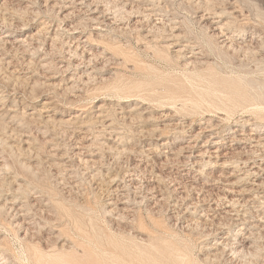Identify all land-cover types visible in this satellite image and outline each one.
Returning a JSON list of instances; mask_svg holds the SVG:
<instances>
[{
	"label": "rangeland",
	"instance_id": "rangeland-1",
	"mask_svg": "<svg viewBox=\"0 0 264 264\" xmlns=\"http://www.w3.org/2000/svg\"><path fill=\"white\" fill-rule=\"evenodd\" d=\"M131 2L0 0V263L264 264L263 146L185 157L264 133V0Z\"/></svg>",
	"mask_w": 264,
	"mask_h": 264
},
{
	"label": "bare ground",
	"instance_id": "bare-ground-1",
	"mask_svg": "<svg viewBox=\"0 0 264 264\" xmlns=\"http://www.w3.org/2000/svg\"><path fill=\"white\" fill-rule=\"evenodd\" d=\"M84 1V0H83ZM119 1V0H118ZM126 1V0H125ZM130 2H131V0H129ZM200 1V0H199ZM124 2V1H123ZM141 2V1H140ZM89 4V3H88ZM131 4L133 5L134 3H132L131 2ZM140 4V3H139ZM144 4V3H143ZM147 4V3H146ZM137 5V4H136ZM135 5V6H136ZM145 5V4H144ZM89 6V5H88ZM123 6V5H122ZM131 6V5H130ZM138 6V5H137ZM147 6V5H146ZM134 7V6H133ZM143 7V6H142ZM145 7V6H144ZM143 7V8H144ZM150 7V6H149ZM155 7V6H154ZM97 8V7H96ZM124 8V7H123ZM131 8H132V6H131ZM136 8V7H135ZM142 8V9H143ZM146 8V7H145ZM130 9V8H129ZM128 9V10H129ZM134 9V8H133ZM148 9V8H147ZM152 9V8H151ZM157 9V8H156ZM125 11H126V9H124ZM131 11V10H130ZM152 11V10H151ZM148 12V11H147ZM104 13V12H103ZM152 13H155V12H152ZM102 14V13H101ZM138 14V13H137ZM160 14V13H159ZM94 15V14H93ZM95 15H97V14H95ZM148 15V14H147ZM150 15V14H149ZM153 15V14H152ZM139 16V15H138ZM106 17H108V16H106ZM105 17V18H106ZM156 17V16H155ZM158 17V16H157ZM201 17V16H200ZM146 18V17H145ZM153 18V17H152ZM203 18V17H202ZM94 19H95V16H94ZM115 19V18H114ZM150 19V18H149ZM215 19V18H214ZM111 20V19H110ZM110 20H108V21H110ZM112 21H113V19H112ZM209 21V20H208ZM103 22V21H102ZM153 22V21H152ZM156 22H157V20H156ZM97 23V22H96ZM109 23H112V22H109ZM158 23V22H157ZM159 23H160V21H159ZM209 23V22H208ZM100 24V23H99ZM103 24V23H102ZM118 24V23H117ZM156 24V23H155ZM164 24V23H163ZM55 25V24H54ZM97 26V25H96ZM159 26V25H158ZM155 27V26H154ZM74 28V27H73ZM116 28V27H115ZM119 28V27H118ZM122 28V27H121ZM40 29V28H39ZM42 29V28H41ZM76 29H78V28H76ZM75 29V30H76ZM114 29V28H113ZM108 33V32H107ZM229 33V32H228ZM89 34V33H88ZM105 35V34H104ZM229 36H231V35H229ZM71 37V36H70ZM79 37V36H78ZM74 38V37H73ZM4 39V38H3ZM233 39V38H232ZM231 39V40H232ZM236 39V38H235ZM7 40V39H6ZM24 40V39H23ZM72 40V39H71ZM226 40V39H225ZM230 40V41H231ZM4 42V41H3ZM181 42V41H180ZM179 42V43H180ZM233 42V41H232ZM235 42V41H234ZM5 43V42H4ZM79 43V42H78ZM78 43H76V44H78ZM191 43H193V42H191ZM190 43V44H191ZM230 42H228V44H229ZM243 43V42H242ZM221 44V43H220ZM223 44V43H222ZM225 44V43H224ZM237 44V43H236ZM246 44V43H245ZM249 44V43H248ZM81 45H82V43H81ZM227 45V44H226ZM78 46V45H77ZM234 46V45H233ZM238 46H240L241 47V44L240 45H238ZM243 46V45H242ZM82 47V46H81ZM85 47V46H84ZM184 48H185V46H184ZM193 48V47H192ZM183 49V48H182ZM197 50V49H196ZM202 50V49H201ZM86 51H87V49H86ZM89 51V50H88ZM192 51V50H191ZM92 52V51H91ZM186 52V51H185ZM195 52V51H194ZM82 53H84V52H82ZM94 53V52H93ZM103 53V52H102ZM184 53V52H183ZM193 53V52H192ZM89 54V53H88ZM95 54H97V52L95 53ZM187 54V53H186ZM190 54H191V52H190ZM194 54V53H193ZM196 54V53H195ZM82 55V54H81ZM90 55V54H89ZM192 55V54H191ZM200 55V54H199ZM92 56V55H91ZM187 56V55H186ZM185 56V57H186ZM194 56V55H193ZM87 57V56H86ZM93 57V56H92ZM199 57H201V56H199ZM89 58V57H88ZM98 58V57H97ZM189 58H191L190 56H189ZM196 58V57H195ZM90 59V58H89ZM95 59V58H94ZM188 59V58H187ZM194 59V58H193ZM204 59V58H203ZM88 60V59H87ZM200 60V59H199ZM208 60V59H207ZM82 61V60H81ZM86 61V60H85ZM189 61V60H188ZM192 61V60H191ZM202 61V60H201ZM89 62V61H88ZM88 62H87V64H88ZM195 62V61H194ZM204 62V61H203ZM44 63V62H43ZM80 63V62H79ZM85 63V62H84ZM200 63V62H199ZM76 64V63H75ZM74 64V65H75ZM86 64V63H85ZM49 65V64H48ZM77 66V65H76ZM65 68V67H64ZM63 68V69H64ZM83 70V69H82ZM88 70H90V69H88ZM76 72V71H75ZM83 72V71H82ZM81 73V72H80ZM82 74V73H81ZM84 74V73H83ZM75 75V74H74ZM78 75V74H77ZM90 75V74H89ZM92 76V75H91ZM72 77V76H71ZM90 77V76H89ZM67 78V77H66ZM77 78V77H76ZM79 78V77H78ZM88 78V77H87ZM65 79V78H64ZM89 79V78H88ZM74 81V80H73ZM89 81V80H88ZM71 82V81H70ZM65 83V82H64ZM68 83V82H67ZM73 83V82H72ZM65 85V84H64ZM82 87V86H81ZM80 88V87H79ZM6 97V96H5ZM4 97V98H5ZM7 99V98H6ZM45 101H47V100H45ZM4 105V104H3ZM98 106H99V104H97ZM117 106V105H116ZM115 106V107H116ZM119 106V105H118ZM117 106V107H118ZM121 107V106H120ZM122 107H124V106H122ZM45 108V107H44ZM129 108V107H128ZM256 108V107H255ZM46 109H48V108H46ZM46 109H44V110H46ZM43 110V109H42ZM104 110V109H103ZM141 110V109H140ZM3 111V110H2ZM1 111V112H2ZM39 111V110H38ZM56 112V111H55ZM135 112V111H134ZM4 114H5V112H4ZM77 115V114H76ZM94 115V114H93ZM32 116V115H31ZM34 116V115H33ZM37 116V115H36ZM39 116V115H38ZM48 116V115H47ZM74 116H75V114H74ZM96 116V115H95ZM82 117V116H81ZM120 117V116H119ZM63 118V117H62ZM10 119V118H9ZM66 119V118H65ZM11 121V120H10ZM18 121V120H17ZM208 122V121H207ZM14 123V122H13ZM107 123V122H106ZM19 125V124H18ZM23 125V124H22ZM205 126V125H204ZM185 128V127H184ZM191 128V127H190ZM183 129V128H182ZM236 129V128H235ZM262 129V128H261ZM45 130V129H44ZM83 130H85V129H83ZM103 130V129H102ZM259 130H260V128H259ZM48 131V130H47ZM199 131V130H198ZM237 131V130H236ZM240 131V130H239ZM244 131V130H243ZM73 135V134H72ZM157 135V134H156ZM189 135V134H188ZM241 135V136H240ZM243 135V133H241L240 132V134H235L234 133V135H232V136H227V135H223V134H218V133H216L215 131H214V129H212V128H209V126H206V127H204L202 130H200L199 132H194V134H192V135H190L191 136V139L189 140V142L187 143V145H186V148H187V150H185V151H187V153H188V155L186 154H184L185 155V157L187 158L188 157V161L190 162L191 160H192V162L194 163V164H197L198 165V163L199 162H201V161H199L198 162V159L200 160V159H204V157H206V156H208L209 157V159L211 160V158H216L217 160L216 161H218V159L220 160V159H226L227 157H229V156H227V153H228V151L235 145V144H237V143H239V142H241V140H243V141H250V142H252V143H254V144H256L257 146H263V150H264V133H259L258 131H255V132H250L249 131V133H247L246 135H244V136H242ZM2 136V135H1ZM80 137V136H79ZM83 137V136H82ZM26 138V137H25ZM244 138H246V140L244 139ZM80 139V138H79ZM84 139V138H83ZM173 139V138H172ZM49 140V139H48ZM165 141H166V139H165ZM81 143V142H80ZM85 143V142H84ZM84 143H83V145H84ZM169 143V142H168ZM249 143V142H248ZM247 143V144H248ZM111 144V143H110ZM243 144V143H242ZM60 145V144H59ZM81 145V144H80ZM86 145V144H85ZM88 145V144H87ZM55 146H57V145H55ZM72 146H73V144H72ZM27 147H29V146H27ZM74 147H75V145H74ZM85 147V146H84ZM116 147V146H115ZM180 147V146H179ZM250 147H251V144H250ZM254 147V146H253ZM252 147V148H253ZM88 148V147H87ZM87 148H86V150H87ZM181 148H183V146L181 147ZM244 148V147H243ZM248 148V147H247ZM255 148V147H254ZM27 149V148H26ZM74 149V148H73ZM78 149H79V147H78ZM249 149V148H248ZM80 150V149H79ZM84 150V149H83ZM251 150V149H250ZM249 150V151H250ZM256 150H258L257 148H256ZM93 151V150H92ZM175 151H176V149H175ZM184 151V152H185ZM196 151H198V152H196ZM245 151V150H244ZM78 152V151H77ZM87 152V151H86ZM91 152V151H90ZM258 152V151H257ZM81 153V155H82V153L83 152H80ZM79 153V154H80ZM88 153V152H87ZM186 153V152H185ZM62 155H63V153H61ZM60 154V155H61ZM77 154V153H76ZM78 154V155H79ZM60 155H59V157H60ZM62 155H61V157H62ZM78 155H77V157H78ZM70 157H71V155H70ZM86 157H87V155H86ZM253 157H254V155H253ZM259 157H260V155H259ZM82 158V157H81ZM80 158V159H81ZM85 158V157H84ZM257 158V157H256ZM255 158V159H256ZM69 159V158H68ZM88 159V158H87ZM94 159V158H93ZM97 159V158H96ZM202 159V160H203ZM85 160V159H84ZM95 160V159H94ZM184 160V159H183ZM229 160V159H228ZM231 160V159H230ZM243 160V159H242ZM4 161V160H3ZM188 161H186V162H188ZM212 161V160H211ZM210 161V162H211ZM95 162V161H94ZM97 163H98V161H96ZM188 162V163H189ZM205 162V161H204ZM209 162V161H208ZM215 162V161H214ZM225 162H227V161H225ZM259 162V161H258ZM83 163V162H82ZM96 163V164H97ZM218 163V162H217ZM221 163V162H220ZM1 164V163H0ZM200 164V163H199ZM222 164V163H221ZM251 164V163H250ZM82 165V164H81ZM84 165H86V164H84ZM89 165V164H88ZM92 165V168H93V164H91ZM90 165V166H91ZM192 165V164H191ZM201 165V164H200ZM218 165V164H217ZM241 166V165H240ZM248 166H250V165H248ZM2 167H3V163H2ZM198 167V166H197ZM193 169V168H192ZM204 169V168H203ZM206 169V168H205ZM196 170H198V169H196ZM237 170V169H236ZM240 170V169H239ZM247 170V174H249V175H254V176H259L260 178L261 177H263V176H260L259 175V173H261L260 172V170H264V167H262V163H256V162H254L253 163V165H251L250 167H249V169H246ZM238 171V170H237ZM133 172V171H132ZM186 172V171H185ZM204 172V171H203ZM232 172H234L233 171V169H232ZM232 172H230L231 174H232ZM207 173V172H206ZM240 173V172H239ZM124 174V173H123ZM127 174H129V173H127ZM208 174H210V173H208ZM245 174V173H244ZM246 174V175H247ZM131 175V174H130ZM129 175V176H130ZM134 175H136V174H134ZM206 175V174H205ZM128 176V175H127ZM209 176V175H208ZM226 177L228 176V175H225ZM230 176V175H229ZM115 177V176H114ZM237 177V176H236ZM239 177H241L242 179H243V177H245L244 175H243V177L242 176H239ZM124 178V177H123ZM133 178H134V176H133ZM138 178V177H137ZM109 179V178H108ZM135 179V178H134ZM264 179V178H263ZM142 180V179H141ZM209 180V179H208ZM252 180V179H251ZM250 180V181H251ZM253 180H255V179H253ZM257 180V179H256ZM108 181V180H107ZM135 181V180H134ZM227 181V180H226ZM235 181H237V180H235ZM259 181V180H258ZM118 182V181H117ZM116 182V183H117ZM125 182H127V180L125 181ZM138 182V181H137ZM225 182V181H224ZM228 182V181H227ZM243 182V181H242ZM128 183V182H127ZM231 183V182H230ZM232 183H233V181H232ZM253 183V182H252ZM132 184V183H131ZM205 184H206V181H205ZM210 184V183H209ZM264 184V181H261V182H258V183H255V185H260L259 187H261V185H263ZM116 185H118V184H116ZM124 185V184H123ZM140 185V184H139ZM239 185V184H238ZM131 186V185H130ZM143 186V185H142ZM147 186V185H146ZM123 187H126V185H124V186H121L120 188H123ZM136 187V186H135ZM145 187V186H144ZM175 187V186H174ZM232 187V186H231ZM234 187V186H233ZM245 187V186H244ZM250 187V186H249ZM255 187V186H254ZM117 188V187H116ZM119 188V187H118ZM137 188V187H136ZM141 188H143V187H141ZM154 188H155V186H154ZM157 188V187H156ZM226 188V187H225ZM242 188V187H241ZM131 189H133V188H130V190ZM144 189V188H143ZM228 189V188H227ZM231 189V188H230ZM230 189H228V190H230ZM245 189V188H244ZM248 189V188H247ZM122 190H125V189H122ZM134 190V189H133ZM137 190V189H136ZM145 190H146V188H145ZM149 190V189H148ZM157 190V189H156ZM174 190V189H173ZM232 190H233V188H232ZM110 191V190H109ZM112 191H115L114 189H112ZM117 191V190H116ZM120 191V190H119ZM139 191V190H138ZM142 191V190H141ZM171 191V190H170ZM176 191V190H175ZM234 191V190H233ZM264 191V190H263ZM152 192H153V190H152ZM240 193L239 194H241V192L242 191H239ZM259 192V191H258ZM131 193H133V191L131 192ZM134 193H135V190H134ZM138 193V192H137ZM145 193V192H144ZM229 193H230V191H229ZM246 193V192H245ZM127 194H129V191H128V193ZM139 194V193H138ZM143 194V193H142ZM157 194V193H156ZM173 194V193H172ZM250 194V193H249ZM261 194V193H260ZM110 195V194H109ZM133 195V194H132ZM131 195V196H132ZM135 195V194H134ZM124 196H125V194H124ZM128 196V195H127ZM150 196H151V194H150ZM152 196H153V194H152ZM156 196V195H155ZM162 197H163V195H161ZM220 196H223V195H220ZM239 196V195H238ZM264 196V195H263ZM115 197H116V195H115ZM134 197V196H133ZM139 197H140V195H139ZM145 197V196H144ZM236 197H237V195H236ZM258 197H260V196H257V198ZM110 198V197H109ZM111 198H112V196H111ZM110 198V199H111ZM146 198H149L148 197V195L146 196ZM145 198V199H146ZM220 198H222V197H220ZM117 199V198H116ZM129 199V198H128ZM127 199V200H128ZM141 199V198H140ZM139 199V200H140ZM158 199H160V198H158ZM162 199H164V198H162ZM162 199H160V200H162ZM225 199V198H224ZM242 199V198H241ZM264 199V198H263ZM263 199H262V203H264V201H263ZM118 200V199H117ZM122 200V199H121ZM127 200H125V201H127ZM132 200V199H131ZM144 200V199H143ZM157 200V199H156ZM159 200V201H160ZM177 199H175V201H176ZM227 200V199H226ZM228 200H229V198H228ZM231 200V199H230ZM240 200V199H239ZM238 200V201H239ZM248 199H246V201H247ZM261 200V199H260ZM130 201V200H129ZM135 201V200H134ZM137 201H138V199H137ZM174 201V202H175ZM182 201V200H181ZM237 201V202H238ZM246 201H243V202H246ZM114 202V201H113ZM123 202V201H122ZM121 202V203H122ZM224 202V201H223ZM226 202V201H225ZM230 203H228L229 205L228 206H235L236 204V200L235 199H232L231 201H229ZM261 202V201H260ZM114 203H116V202H114ZM118 203V202H117ZM178 203V202H177ZM176 203V204H177ZM181 203V202H180ZM227 203V202H226ZM241 203V202H240ZM130 204H131V202H130ZM133 204V203H132ZM137 204H138V202H137ZM141 204V203H140ZM239 204V203H238ZM245 204V203H244ZM252 204V203H251ZM260 205H261V203H259ZM227 205V204H226ZM249 205V204H248ZM253 205L255 206V204L253 203ZM114 206V205H113ZM112 206V207H113ZM252 207V206H251ZM115 208V207H114ZM125 208V207H124ZM134 208V207H133ZM230 208V207H229ZM239 208V207H238ZM241 208V207H240ZM255 208V207H254ZM112 209V208H111ZM110 209V210H111ZM127 209H130L131 210V208H127ZM136 209V208H135ZM247 209V208H246ZM113 210V209H112ZM118 210V209H117ZM117 210H116V212H117ZM121 210V209H120ZM125 210V209H124ZM132 210H134V209H132ZM227 210V209H226ZM236 210V209H235ZM240 210V209H239ZM127 211V210H126ZM233 211V210H232ZM237 211V210H236ZM109 212V211H108ZM133 212V211H132ZM227 212V211H226ZM257 212V211H256ZM241 213V212H240ZM239 213V214H240ZM243 213V212H242ZM247 213V212H246ZM120 214V213H119ZM262 214V213H261ZM260 214V215H261ZM243 215H244V213H243ZM249 215V214H248ZM252 215V214H251ZM256 215V214H255ZM254 215V216H255ZM242 216V215H241ZM240 216V217H241ZM259 216V215H258ZM257 216V217H258ZM235 217H237V216H235ZM240 217H237V218H240ZM253 217V216H252ZM256 217V218H257ZM243 218V217H242ZM241 219V218H240ZM249 220H250V218H248ZM247 219H245V221L244 220H242L244 223H246L247 221H246ZM263 220V219H262ZM251 221V220H250ZM239 222V221H238ZM237 222V223H238ZM242 223V222H241ZM252 223V222H251ZM236 224V223H235ZM240 224V223H239ZM253 224H254V222H253ZM258 224H259V222H258ZM263 224V223H262ZM261 224V225H262ZM248 225V224H247ZM241 226V225H240ZM262 226H264V225H262ZM250 227V226H249ZM258 227H261V226H258ZM248 229V228H247ZM258 229H261V228H258ZM246 230V229H245ZM244 231V230H243ZM249 231H251V229L249 230ZM248 231V232H249ZM236 234H238V233H236ZM223 238V237H222ZM228 238V237H227ZM252 238V237H251ZM253 240V239H252ZM248 242V241H247ZM222 243H224V242H222ZM229 245V244H228ZM240 245H241V243H240ZM232 247H234V246H232ZM235 252V251H234ZM40 260H47L48 261V258H46V256H40V257H38ZM186 259V258H185ZM54 258H52V257H49V261L48 262H53L54 263ZM1 264V263H0ZM63 264H65V263H63ZM263 264V263H262Z\"/></svg>",
	"mask_w": 264,
	"mask_h": 264
}]
</instances>
